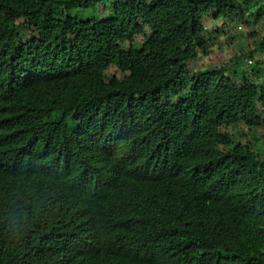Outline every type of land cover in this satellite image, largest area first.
<instances>
[{
    "label": "trees",
    "instance_id": "obj_1",
    "mask_svg": "<svg viewBox=\"0 0 264 264\" xmlns=\"http://www.w3.org/2000/svg\"><path fill=\"white\" fill-rule=\"evenodd\" d=\"M263 16L0 0V264H264V32L205 62Z\"/></svg>",
    "mask_w": 264,
    "mask_h": 264
},
{
    "label": "rangeland",
    "instance_id": "obj_2",
    "mask_svg": "<svg viewBox=\"0 0 264 264\" xmlns=\"http://www.w3.org/2000/svg\"><path fill=\"white\" fill-rule=\"evenodd\" d=\"M221 24V21L219 22ZM205 28L210 30L212 28L213 31L216 32L217 28L210 20L205 21ZM231 29L229 31V34L226 36H221L218 34H215L210 40V50L212 52H215L216 56L212 57L213 62L209 60L208 58L205 59V62L211 64V65H217V66H226L228 64L229 57L233 56H240L241 51H244L248 46L253 45L252 40L247 39L245 37V34L247 32H250L252 29L256 30L259 33V37H262L264 32V16L261 17V19L258 20L257 23L249 22L245 25H243L242 21L239 22H233L231 24ZM233 28H236V32L243 31L242 28H244L243 33L241 34H232L235 30ZM213 35V32L211 33ZM210 37V35H209ZM220 60V62H219ZM250 60V59H249ZM249 60H245L246 64L252 65L255 60H250L251 63H249ZM193 65H189V68L191 69ZM242 127V126H241ZM245 130L246 127H245ZM255 131L260 134H264V128H256ZM234 133V132H233Z\"/></svg>",
    "mask_w": 264,
    "mask_h": 264
},
{
    "label": "clouds",
    "instance_id": "obj_3",
    "mask_svg": "<svg viewBox=\"0 0 264 264\" xmlns=\"http://www.w3.org/2000/svg\"><path fill=\"white\" fill-rule=\"evenodd\" d=\"M0 130H2V129H0ZM20 152H22V149H21V151ZM13 153H15L16 154V151H11V154H13Z\"/></svg>",
    "mask_w": 264,
    "mask_h": 264
}]
</instances>
